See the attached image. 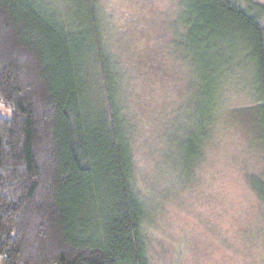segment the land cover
<instances>
[{"label":"trees","instance_id":"trees-1","mask_svg":"<svg viewBox=\"0 0 264 264\" xmlns=\"http://www.w3.org/2000/svg\"><path fill=\"white\" fill-rule=\"evenodd\" d=\"M191 1L186 23L195 60L182 64L200 78L189 87L198 99L190 122L205 130L191 135L202 141L221 112L238 109L240 124H248L242 134L259 147L249 122L260 115L247 119L244 111L264 108L261 10L253 0ZM99 3L76 0V13L90 24L76 25L86 32L77 36L50 0H0V264H149L148 225L157 206L143 190L137 158L141 139L158 144L153 113L170 76L167 55L141 31L138 9L113 42ZM237 34L252 52L246 68L255 81L247 89L259 100L225 107L233 82L222 79L231 68L216 47ZM257 121L264 139V115ZM166 153L159 151L174 167Z\"/></svg>","mask_w":264,"mask_h":264},{"label":"rangeland","instance_id":"rangeland-1","mask_svg":"<svg viewBox=\"0 0 264 264\" xmlns=\"http://www.w3.org/2000/svg\"><path fill=\"white\" fill-rule=\"evenodd\" d=\"M99 1L100 9L108 15L113 42L114 33L127 27L129 16L138 9L144 14L141 31L148 39L158 41L167 55L170 76L164 78L168 80L160 88L155 100L157 110L153 113V124L159 130L158 144L154 148L141 139L143 151H138L137 158L139 175L143 173V190L157 206L148 225L149 264H264V199L251 185L254 182L264 192V139L256 127L259 123L262 127L263 123L257 120L264 115V108L244 111L247 119L260 115L249 122L256 129L249 138L252 146L259 141L261 148H252L242 134L248 124H240V119L244 121L238 109L221 112L219 124L210 133L206 131L208 137L204 136L202 141L192 137L191 134L205 133L199 128L194 130L190 122L191 114L198 110L192 102L198 99H194L195 89L189 87L191 83H200V78L190 66L187 70L182 64L195 60L193 32L186 23L192 17L194 2L139 0L137 5V0ZM50 2L61 8L64 22L73 27L70 32L77 36L86 33L76 31V25L81 30L90 26L88 15L76 13V0ZM253 2L261 10L264 23V0ZM133 27L131 24L130 29ZM147 38L139 40V45L142 42L146 45ZM220 39L216 48L223 50L221 58L228 59L223 64L231 68L224 71L222 81L233 82L231 95L223 105L235 107L258 102V96L247 89L255 81L253 71L246 68L253 62L249 46L240 34L234 36V42H227L226 36ZM130 123L132 128H139L136 118ZM164 138L166 142L160 143ZM160 149L167 151L174 167L168 165L169 159L159 155Z\"/></svg>","mask_w":264,"mask_h":264}]
</instances>
